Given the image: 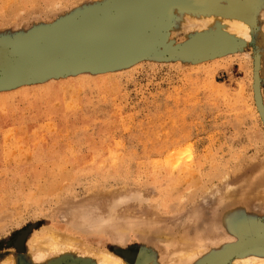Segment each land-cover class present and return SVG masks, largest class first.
<instances>
[{"label": "rangeland", "instance_id": "obj_1", "mask_svg": "<svg viewBox=\"0 0 264 264\" xmlns=\"http://www.w3.org/2000/svg\"><path fill=\"white\" fill-rule=\"evenodd\" d=\"M145 2L0 0V264H99L81 250L32 258L52 231L125 264L199 244L183 264H213L264 237V0H151L141 35L76 44ZM179 4L241 15L252 37L189 29Z\"/></svg>", "mask_w": 264, "mask_h": 264}, {"label": "bare ground", "instance_id": "obj_2", "mask_svg": "<svg viewBox=\"0 0 264 264\" xmlns=\"http://www.w3.org/2000/svg\"><path fill=\"white\" fill-rule=\"evenodd\" d=\"M191 1H193V0H191ZM167 3H169V2H167ZM175 3H178V2H175ZM150 4H151V0H146L145 5L142 8V10L130 13L128 16H125V17H120L117 21H111V22L103 21V20L100 21L94 27V29L91 31V33H88L87 30L80 33L79 36L75 39L77 41L76 44H82V42L85 38L86 39L89 38L90 40L92 38H95L94 43H89L87 48L90 49L89 51H94V52L100 53V52H105L108 50L110 51V50H112V48L114 46H121L122 38L118 37L116 35L119 30H122V29L127 30L130 34V37H132L134 39L136 36L141 35L143 32V28L145 27V21L148 19V15H149V12L151 9V7L149 6ZM224 4H226V3H224ZM174 6H175V8H174L175 12L179 15V18L185 19V22H187L186 24L188 26H191V27L186 26V28L188 27L190 29V28H192V26H194V28L201 30L202 33L203 32H217V33L222 34L224 36V38L229 39V40L230 39H232V40L233 39L234 40L235 39L250 40V38L252 37V27H251L252 24H250V22L247 19L243 18L241 15L230 14L227 12L226 13L225 12H218L217 10L214 11L216 8L214 10H207V9H204L203 7H199V6L193 5V4H191V5L187 4L184 6L179 4V5H174ZM152 9H154V8H152ZM263 15L264 14H262V16ZM176 18H178V16H176ZM205 35H203V36H205ZM220 38H222V37L220 36ZM76 44H74L72 46H69L67 44L64 46L70 51L71 50L77 51V50H79V46ZM215 45H216V41L214 42V41H212V39H206V40L204 39L200 42V46L205 48V49H210V48L214 47ZM255 97H256L255 100L257 101L259 108H261V111H262V112L261 111H259V112H261L263 114L262 116L264 118V110H263L264 108L262 106L263 103H261L260 93L258 91H256ZM181 162H182V160H180V162H177V164L179 165V163H181ZM172 165H174V164H172ZM187 167H188V165H187ZM174 168H171V169L173 170ZM234 209H235V206H234ZM232 214H233V212L228 213L227 218H231ZM119 226H120V228H122L121 225H119ZM120 228H119V230H121ZM226 234H228V233H226ZM226 234H224L225 236H223V237L228 238V242H229L230 241L229 236H232V235L230 233H229L230 235L228 234L229 236ZM212 239H215V238L213 237ZM219 239H220V237H219ZM219 239H217V240L219 241ZM232 239L234 241L235 237ZM35 241H37L36 238H35ZM202 241H205V240L203 239ZM221 241H223V238L221 239ZM196 242H197V240H196ZM37 244H38V246H35L37 248V250L34 251V253H32V258L35 257L36 260L41 259L42 261H44L45 258H47L49 256H55V255H59L61 253H65V252L69 253V252H76L77 250H81V252H82L81 255L82 254L87 255V256L92 255V256L97 258L98 262L97 261L96 262L99 264H125V262L120 257L115 256L113 253L106 252V251L105 252H103V251L99 252L96 247L95 248L97 249V251H95L96 249L93 250V249L89 248L90 247L89 245H88L89 247H87V246H84L83 244H81L80 240H78L77 238L69 236L65 233L63 234V233L57 232V231H54V232L52 231L50 233L43 235L42 237L39 238V240L37 241ZM263 244H264V237H260V236L253 238L252 240L247 241V242H244V241L238 242V240H237V243L233 244V247L230 248L226 253H224V255L221 254L222 256L220 258L217 257L218 259H216V261H214L213 264H224L229 258H231L233 256V254H235L239 250H242L244 247H246L248 245H254V247H257V246L262 247ZM204 245H205V243H204ZM187 247L182 246V248L179 249L178 251H174L173 255H172L173 256L172 261H171L172 263H170V264H183L184 262L185 263L192 262V260H194V259L196 260L198 258V256H201L202 249L205 248V247H203L202 244H199L195 247L194 246L188 247V248ZM247 251H249V250H247ZM169 256H171V254ZM10 259H11V257H10ZM160 259L163 260L164 258L163 259L160 258ZM234 261L235 262L237 261L236 264H264V254L261 253L260 251H258V252L254 251L252 254H250V253L243 254L237 260H234ZM11 262H12V259H11ZM13 262H14V260H13ZM169 262H167V263H169Z\"/></svg>", "mask_w": 264, "mask_h": 264}]
</instances>
